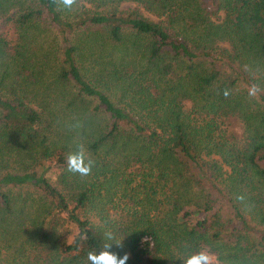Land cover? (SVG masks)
<instances>
[{"label": "trees", "instance_id": "trees-1", "mask_svg": "<svg viewBox=\"0 0 264 264\" xmlns=\"http://www.w3.org/2000/svg\"><path fill=\"white\" fill-rule=\"evenodd\" d=\"M105 243L264 264V0H0V264Z\"/></svg>", "mask_w": 264, "mask_h": 264}, {"label": "clouds", "instance_id": "clouds-1", "mask_svg": "<svg viewBox=\"0 0 264 264\" xmlns=\"http://www.w3.org/2000/svg\"><path fill=\"white\" fill-rule=\"evenodd\" d=\"M64 8H70L73 0H61ZM93 161L87 158L83 152L77 151L70 153L67 156V170L72 173H77L81 176H86L92 171ZM111 240V235L107 236ZM110 243L103 245V250L89 251L87 253V260L90 264H125L127 255L117 257L116 254L109 252ZM182 264H213V258L205 251H195L187 253L183 259Z\"/></svg>", "mask_w": 264, "mask_h": 264}]
</instances>
